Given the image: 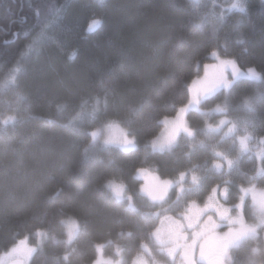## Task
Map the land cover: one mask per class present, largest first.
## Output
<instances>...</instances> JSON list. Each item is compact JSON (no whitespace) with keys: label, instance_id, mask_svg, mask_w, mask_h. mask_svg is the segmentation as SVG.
I'll list each match as a JSON object with an SVG mask.
<instances>
[{"label":"trees","instance_id":"obj_1","mask_svg":"<svg viewBox=\"0 0 264 264\" xmlns=\"http://www.w3.org/2000/svg\"><path fill=\"white\" fill-rule=\"evenodd\" d=\"M91 2L0 0V106L10 104L0 113L17 117L0 124V255L28 238L37 246L30 264H93L101 245L108 255L114 244L126 255L141 251L157 222L151 212L161 205L140 193L139 174L147 170L171 181L186 176L185 184L197 183L191 194L198 199L215 186L228 199L238 198L244 185L264 188V157L240 155L238 145L243 136L264 139V0H244V14L228 13V0ZM63 22L73 29L68 41L58 31ZM42 41L44 64L36 70L28 61L8 84L11 70ZM54 41L60 49L48 45ZM214 50L243 69L255 68L262 79L236 80L205 99L204 111L223 112L190 111L194 135L180 136L169 151H153L150 141L189 101V85ZM22 79L25 93L16 87ZM4 87L21 101L3 96ZM223 119L237 126L236 136L209 130ZM110 124L125 128L137 147L87 148L91 131ZM109 180L126 186L137 211L112 196ZM68 217L80 222L72 245L63 223ZM232 253L231 264H264V241L247 240Z\"/></svg>","mask_w":264,"mask_h":264},{"label":"rangeland","instance_id":"obj_2","mask_svg":"<svg viewBox=\"0 0 264 264\" xmlns=\"http://www.w3.org/2000/svg\"><path fill=\"white\" fill-rule=\"evenodd\" d=\"M82 4H93L88 0H78ZM88 1V2H89ZM73 14L77 13V9L71 10ZM97 24L95 21H91L90 25ZM93 28V29H94ZM62 36L65 41H68L67 34L73 31L68 24L62 23L59 27ZM52 35V33L50 34ZM53 41V40H52ZM43 42V41H42ZM37 43L34 46L33 53L27 52L24 55L23 60L18 64L20 71L16 74V80L18 76H21L23 67L29 61L30 66L39 69L43 64V53L45 51V43ZM50 47L60 49V43H49ZM36 48V49H35ZM48 50V47H46ZM212 61L204 65L202 73L196 77L189 85L190 98L189 101L184 104L178 110L177 114L173 117H167L163 120V129L155 138H153L149 146L155 152H164L171 150L178 142L180 136L186 135L192 137L194 130L189 126L188 114L190 111H202L204 113H221L223 109L217 107L211 111H204L202 108V102L215 95L223 89H229L231 85L239 79H251L260 81V78L256 79L249 73V69L241 68L235 60L230 58H222L218 55H212ZM221 60H231L235 62V67L230 64H221ZM29 71H27L26 76ZM25 76V77H26ZM24 77V78H25ZM31 79H35L36 76L32 75ZM25 80H20L16 83V87L20 91L26 92L28 87ZM3 96L10 98L13 97L14 92L10 91L8 87H4ZM21 101L18 99H11V101ZM10 104L0 106V111L4 108H8ZM12 105V104H11ZM3 117V113H0V118ZM225 119V118H224ZM223 119V120H224ZM226 120V119H225ZM224 120V121H225ZM222 129L224 131H222ZM210 131L224 132L225 137H234L238 133L237 126L233 123L228 124L225 121L223 124L220 122L216 127L209 126ZM95 133V136H93ZM227 135V136H226ZM91 140L87 144V148H91L96 145L111 146L123 151H130L137 147L135 138L130 133L120 126L119 124H110L104 128L96 131H91ZM250 137L240 138L238 141L240 155L248 153H254L258 155L259 159L264 157V139L261 140L254 138L251 144ZM250 145V147L248 146ZM236 157V156H235ZM226 158H228L226 156ZM238 158V157H237ZM231 165V164H229ZM218 170H222V165H217ZM262 172H258L260 175ZM139 177L142 180L141 194L145 196L153 204H161L157 209L151 212L157 219L156 225L152 230V237H155L153 242V255H147L146 259L148 263L138 258L139 264H178V261H182L178 254L172 257L175 245L183 246L188 251V255H193L200 249V262L201 264H230L232 259L230 255L233 249L239 248L245 241L252 239L255 246L259 245V240L264 241V188H256L254 185H244L240 189L238 198H230L226 196V193L217 192L218 187L209 189L204 196L200 199L195 198V194L192 190H189L188 185L183 184L182 178L176 181L162 179L156 172L147 170L141 172ZM173 182L174 188L170 187V182ZM107 189L112 196L118 201H127L128 207L134 204V199L127 193L126 186L118 181L109 180L106 183ZM212 187V186H210ZM177 193L173 195L175 190ZM203 183L199 186L198 191H203ZM188 191V192H187ZM196 191V190H195ZM219 192V189H218ZM184 211V212H182ZM187 215H190L191 221L187 223ZM63 223L67 231V242L72 245L78 238L80 233V222L75 217H68L63 220ZM247 226H255L256 231H245ZM165 227L168 228V232ZM157 231V234H156ZM44 233H39V243L42 244L44 239ZM156 235V236H155ZM161 236V240L159 239ZM148 236L145 242L148 244L150 241ZM193 246L195 249H193ZM202 246V247H201ZM37 246L31 245L29 239H23L18 241L11 249L0 255V264H30L31 258L36 251ZM108 256V255H107ZM129 257V259H127ZM123 257L120 264L126 263L129 260L133 263L132 258L134 255H127ZM108 257L100 264H115L114 260H109ZM231 259V261L229 260ZM97 260V259H96ZM229 260V261H228ZM189 264V261H187ZM95 263V262H94ZM93 263V264H94ZM137 264V263H136ZM180 264H184L181 262Z\"/></svg>","mask_w":264,"mask_h":264},{"label":"crops","instance_id":"obj_3","mask_svg":"<svg viewBox=\"0 0 264 264\" xmlns=\"http://www.w3.org/2000/svg\"><path fill=\"white\" fill-rule=\"evenodd\" d=\"M180 177L182 178V182H183L186 176L181 175ZM169 182H170V187L173 189L175 184L173 182H171V181H169ZM183 184H185V183L183 182ZM187 185H188L187 187H189L188 191L191 190V187L196 186V188H197V183H195L194 186H191L189 184H187ZM216 189H217V192H215V193H217V195H218V193H220V191L218 192V188H216ZM222 194H223V192H222ZM130 206L135 209L134 211H137V207L135 206V203L134 204H131ZM182 212H184V211H182ZM152 216L155 217L154 214H152ZM190 221H191L190 215H187V223L189 224ZM165 229L168 232V228L165 227ZM156 234H157V231H156ZM150 238L151 239L148 242V244L146 242H144L141 245V251L133 254L134 255V257L132 258L133 263H131L130 260L128 262H126V263H129V264H136L137 263V264H139L140 261H139L138 258H142L143 261H145L146 263H148V260L146 259L147 255L152 256L153 253H154L153 252V248H154L153 242L155 240V237L153 238L152 237V234H150ZM159 239L161 240V236H159ZM193 249H195L194 246H193ZM197 249H198V252L196 253V255L195 254L188 255V251H186V248L185 247L179 246V245L176 244L175 245V250L173 251V254H171V255H172V257H174V256H176L178 254L179 260H180V258L182 259V261L181 260H180V262L178 261V264H180L181 262H183L184 264H187L186 260L189 261V264H201L200 258H199L200 249L201 248H197ZM234 250L235 249H233L232 252ZM107 255H108V253H106V251H105V246L104 245H101L100 246V250H99V256H98V258H97V260L95 261L94 264H100V263H102L106 259V257L107 258L108 257H112V258H109V260H114L116 262L115 264H120V262L122 261L123 257L124 256L127 257L125 249H123V247L121 245H118V244H114V246H113V248L111 250V254L108 255V256ZM230 258L232 259V254L230 255ZM127 259H129V257H127ZM231 259H229V260L231 261ZM204 264H209V263H204ZM227 264H228V262H227Z\"/></svg>","mask_w":264,"mask_h":264},{"label":"clouds","instance_id":"obj_4","mask_svg":"<svg viewBox=\"0 0 264 264\" xmlns=\"http://www.w3.org/2000/svg\"><path fill=\"white\" fill-rule=\"evenodd\" d=\"M101 2H103V0H101ZM216 0H213V3H215ZM225 10L228 13H232V12H236V13H240V14H244L246 12V5L244 3V0H228L227 4H226V8ZM220 20L224 19L223 14L221 13V15L219 16ZM96 24H99L100 21L97 20L95 21ZM215 51V50H214ZM76 57V52L75 50L71 52V54L69 55V60L72 61L74 60ZM20 71L19 67H14L10 74L8 75V77L6 78V82L8 84H15L16 82V74ZM249 73L255 77L256 79L260 78V74L256 71L255 68H250L249 69ZM3 86V82H0V87ZM21 99H26V95H21L20 97ZM96 104H99V101H96ZM65 107V105H58V110L62 111L63 108ZM80 115H82L81 113H78L76 117L73 118V120L77 119L80 117ZM17 117L14 114H9L3 118H0V124L2 125H8L9 123H14L16 121ZM49 122L51 123L52 121L49 120ZM71 122V121H70ZM245 231H251V232H255L256 231V227L255 226H247L245 228Z\"/></svg>","mask_w":264,"mask_h":264},{"label":"snow or ice","instance_id":"obj_5","mask_svg":"<svg viewBox=\"0 0 264 264\" xmlns=\"http://www.w3.org/2000/svg\"><path fill=\"white\" fill-rule=\"evenodd\" d=\"M94 27H95V24L90 25L89 31H92ZM212 55L215 56V55H218V54L215 51H213ZM220 62H221V64H230V65H233L235 67V62L234 61H231V60H221ZM224 122L225 121H223V120L221 121L222 124ZM93 136H95V133H93ZM229 164H231V161H229Z\"/></svg>","mask_w":264,"mask_h":264},{"label":"water","instance_id":"obj_6","mask_svg":"<svg viewBox=\"0 0 264 264\" xmlns=\"http://www.w3.org/2000/svg\"><path fill=\"white\" fill-rule=\"evenodd\" d=\"M13 264H20V263H13Z\"/></svg>","mask_w":264,"mask_h":264},{"label":"bare ground","instance_id":"obj_7","mask_svg":"<svg viewBox=\"0 0 264 264\" xmlns=\"http://www.w3.org/2000/svg\"><path fill=\"white\" fill-rule=\"evenodd\" d=\"M227 136V135H226ZM231 138V137H230ZM248 153V152H247ZM243 157V156H242ZM107 258V257H106Z\"/></svg>","mask_w":264,"mask_h":264}]
</instances>
